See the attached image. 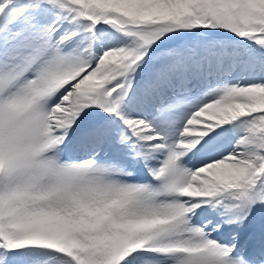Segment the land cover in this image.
I'll return each mask as SVG.
<instances>
[{
  "label": "snow or ice",
  "instance_id": "obj_1",
  "mask_svg": "<svg viewBox=\"0 0 264 264\" xmlns=\"http://www.w3.org/2000/svg\"><path fill=\"white\" fill-rule=\"evenodd\" d=\"M0 264H264V0H0Z\"/></svg>",
  "mask_w": 264,
  "mask_h": 264
}]
</instances>
